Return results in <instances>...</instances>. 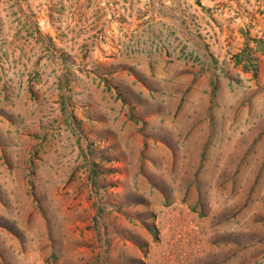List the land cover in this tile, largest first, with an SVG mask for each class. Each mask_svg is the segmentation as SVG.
Segmentation results:
<instances>
[{
  "label": "rangeland",
  "instance_id": "obj_1",
  "mask_svg": "<svg viewBox=\"0 0 264 264\" xmlns=\"http://www.w3.org/2000/svg\"><path fill=\"white\" fill-rule=\"evenodd\" d=\"M262 49L264 0H0V264H264Z\"/></svg>",
  "mask_w": 264,
  "mask_h": 264
},
{
  "label": "crops",
  "instance_id": "obj_2",
  "mask_svg": "<svg viewBox=\"0 0 264 264\" xmlns=\"http://www.w3.org/2000/svg\"><path fill=\"white\" fill-rule=\"evenodd\" d=\"M262 50H263V52H264V49H262ZM252 61H253V63L255 64V70H254V73H255L257 70H259L260 59H258L257 57H254L253 60H252L251 58L248 59V62H249V63L252 62ZM250 67H251L250 64H249V66L245 65L244 69H245V70H251Z\"/></svg>",
  "mask_w": 264,
  "mask_h": 264
},
{
  "label": "trees",
  "instance_id": "obj_3",
  "mask_svg": "<svg viewBox=\"0 0 264 264\" xmlns=\"http://www.w3.org/2000/svg\"><path fill=\"white\" fill-rule=\"evenodd\" d=\"M250 69L254 72L255 70V64L253 62H250Z\"/></svg>",
  "mask_w": 264,
  "mask_h": 264
}]
</instances>
